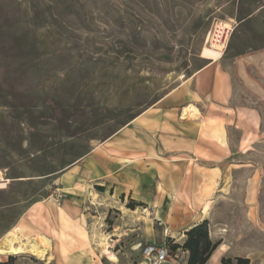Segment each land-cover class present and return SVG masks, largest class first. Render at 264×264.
Returning <instances> with one entry per match:
<instances>
[{
    "label": "rangeland",
    "instance_id": "1",
    "mask_svg": "<svg viewBox=\"0 0 264 264\" xmlns=\"http://www.w3.org/2000/svg\"><path fill=\"white\" fill-rule=\"evenodd\" d=\"M0 171V237L60 242L49 264H185L205 221L207 264H264V0H0Z\"/></svg>",
    "mask_w": 264,
    "mask_h": 264
},
{
    "label": "bare ground",
    "instance_id": "2",
    "mask_svg": "<svg viewBox=\"0 0 264 264\" xmlns=\"http://www.w3.org/2000/svg\"><path fill=\"white\" fill-rule=\"evenodd\" d=\"M216 28L218 30L217 35L214 36V40H212L210 45H211V48L213 49V51L217 52L218 54H222L224 52V49H225V42L223 43V42L219 41L220 34H222L224 31L223 34H225L224 37H226L225 38V40H226L229 33L231 32L232 28H231V25L229 23H224V22L218 23V26ZM207 43H209V42L207 41ZM189 114L190 113L187 109H183L181 118L188 117ZM191 118H192V115H191ZM131 163H132L131 161L126 162V164H131ZM6 182H7V180L3 178L2 172L0 171V188H3L5 186ZM204 208L205 209H203V211L201 212V216L207 215V208L206 207H204ZM31 217H33V215H31ZM28 218H29V216H28ZM63 222L65 223V227L71 226L69 224L68 219H66ZM20 225H21L20 228L21 227L25 228L24 225H22V224H20ZM81 235H83V234H81ZM36 236L37 237H35V236L31 237L29 235V236H26V238L22 240L17 235L12 234L10 231L6 232L4 234V236L0 239V249L3 248L4 252H13V253L17 252L20 249H23V251H25L29 254H32L38 260L44 262L45 264H49L50 261L52 260L54 248H55V250L60 252V254L62 253L63 247L60 244V242H58L56 244V247H54L52 245L51 240L49 238H47L46 236H43V235H36ZM63 237H64V234L61 233V238H63ZM100 249H101L102 254H104L105 256L107 255V258L109 259V261H111L113 263L117 262V258L115 257V255H113L108 250L109 244L106 242V239L101 241V248ZM3 251H1V253ZM219 251H222V249L220 247H219ZM63 253H65V251ZM62 257H63V255H62Z\"/></svg>",
    "mask_w": 264,
    "mask_h": 264
},
{
    "label": "trees",
    "instance_id": "3",
    "mask_svg": "<svg viewBox=\"0 0 264 264\" xmlns=\"http://www.w3.org/2000/svg\"><path fill=\"white\" fill-rule=\"evenodd\" d=\"M134 209V206H130ZM186 241L183 244L184 250L188 253V258L185 264H207L212 254L216 251L219 243H212L208 235L206 221L191 227L185 232ZM178 245L172 247V250H177ZM247 258H236L234 261L231 259H221V264H249Z\"/></svg>",
    "mask_w": 264,
    "mask_h": 264
},
{
    "label": "built area",
    "instance_id": "4",
    "mask_svg": "<svg viewBox=\"0 0 264 264\" xmlns=\"http://www.w3.org/2000/svg\"><path fill=\"white\" fill-rule=\"evenodd\" d=\"M144 256L151 258L152 264H168V248L164 245H147L144 247Z\"/></svg>",
    "mask_w": 264,
    "mask_h": 264
},
{
    "label": "crops",
    "instance_id": "5",
    "mask_svg": "<svg viewBox=\"0 0 264 264\" xmlns=\"http://www.w3.org/2000/svg\"><path fill=\"white\" fill-rule=\"evenodd\" d=\"M208 61V60H207ZM213 63V62H212ZM212 63H210V64H212ZM210 64H208L204 69H206ZM196 76H198V74H196L195 75V77ZM198 78V77H197ZM233 93H234V90H233V88H231V91H230V94H231V96H229L228 94L226 95V98H225V101L226 102H223L222 104H221V106H223L222 108H225L224 106H226L228 109H231L233 112H236L237 111V109H236V107L235 108H229V106H230V103H229V101L232 99V95H233ZM195 94H197V96H198V98H199V96H200V94H198V93H195ZM231 97V98H230ZM232 101V100H231ZM188 103H189V107L188 108H197V103H196V100H195V97H193L192 99H189V101H187ZM228 102V104H226ZM190 105H192V106H190ZM31 213H29V214H26L25 216L28 218V216H29V218L31 217ZM200 217H202L203 218V216H200ZM28 218V219H29ZM81 222H82V224H85V219H84V217L81 219ZM17 225V224H16ZM196 224H191L190 225V227H193V226H195ZM15 226V225H14ZM13 226V227H14ZM13 227H11V228H13ZM190 227H188V229L190 228ZM10 228V229H11ZM10 229H8L7 231H9ZM187 229V230H188ZM7 231H5L4 233H3V235L0 237V239L4 236V234L7 232ZM214 253H217V249H216V251L214 252ZM1 256V255H0ZM1 257H3V256H1ZM218 259H219V257H218ZM0 264H7V262L5 261V260H0ZM62 264H64V263H62ZM217 264H219V263H217Z\"/></svg>",
    "mask_w": 264,
    "mask_h": 264
}]
</instances>
